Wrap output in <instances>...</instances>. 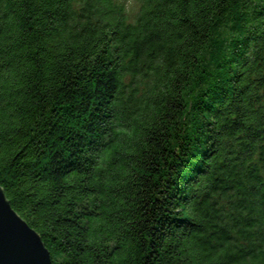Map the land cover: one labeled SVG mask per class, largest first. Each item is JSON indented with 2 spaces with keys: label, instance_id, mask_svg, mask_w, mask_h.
Instances as JSON below:
<instances>
[{
  "label": "trees",
  "instance_id": "1",
  "mask_svg": "<svg viewBox=\"0 0 264 264\" xmlns=\"http://www.w3.org/2000/svg\"><path fill=\"white\" fill-rule=\"evenodd\" d=\"M0 0V186L53 264H264V0Z\"/></svg>",
  "mask_w": 264,
  "mask_h": 264
},
{
  "label": "water",
  "instance_id": "2",
  "mask_svg": "<svg viewBox=\"0 0 264 264\" xmlns=\"http://www.w3.org/2000/svg\"><path fill=\"white\" fill-rule=\"evenodd\" d=\"M0 264H53L40 233L12 208L1 186Z\"/></svg>",
  "mask_w": 264,
  "mask_h": 264
},
{
  "label": "rangeland",
  "instance_id": "3",
  "mask_svg": "<svg viewBox=\"0 0 264 264\" xmlns=\"http://www.w3.org/2000/svg\"><path fill=\"white\" fill-rule=\"evenodd\" d=\"M122 1L127 9V16L131 20L133 19L135 12L137 11L138 8V3L136 0H120Z\"/></svg>",
  "mask_w": 264,
  "mask_h": 264
}]
</instances>
